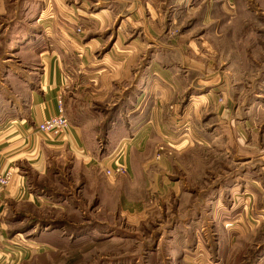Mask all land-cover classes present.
<instances>
[{
    "label": "crops",
    "instance_id": "0c3cea01",
    "mask_svg": "<svg viewBox=\"0 0 264 264\" xmlns=\"http://www.w3.org/2000/svg\"><path fill=\"white\" fill-rule=\"evenodd\" d=\"M231 3L230 0H0V19L7 21L0 29V40L5 45L0 56V174L12 172L0 203V264H31L41 255L47 262L48 258L54 259L53 262L58 259L60 263L80 264L85 257L83 238L71 231L84 228L85 221L97 222L98 215H106L114 223L117 214L124 224L133 226L143 222L150 211L145 206L148 193L158 196V200L164 195L169 199L185 194L181 190L182 176H187L193 163L176 160L168 170L163 156L158 162L152 158L156 146L162 150L161 143L170 146L166 139L171 141V137L163 135L161 120L165 119L164 123L170 127L173 124L177 88L184 80L183 88L193 87L195 91L188 92L191 95L186 101V111L195 118L209 108L214 109L210 116L216 127L212 124L215 129L204 133L221 135L218 147L233 155L230 163L239 171L224 180L222 189L218 187L210 209L218 215V224H212L216 236L213 263L250 262L242 254L246 241L228 238L226 216L232 213L234 218L240 217L255 200L259 205L257 212L264 215V150L260 149L261 162H256L253 139L258 137L248 133L252 145L244 144L246 137L236 125L238 112H232L235 115L232 117L233 110H216L215 99L225 79L215 73L221 63L214 58L216 42L210 44V39L220 38V33H211L208 28L213 17L217 23L221 21V13L225 17ZM21 5L29 6L28 11L33 14H19ZM215 8L218 10L212 12ZM167 10L171 24L195 22L201 33L194 37L188 30L169 38L168 32L158 28L168 22L163 17ZM20 23L29 25L20 30ZM63 25L80 26L83 35L69 36ZM36 36L46 40L38 49ZM14 57H20L21 62H8ZM180 71L184 74L180 75ZM58 99L63 103L70 130L63 139L54 140L39 133L36 127L56 112ZM118 102L123 104L122 125L114 131L112 124L100 141L99 116L93 115L90 108L95 104L109 107ZM186 130L185 156H188L187 141L197 130ZM123 140L129 141L126 149L119 146ZM175 140L172 139L174 145L170 147L177 150ZM209 142L204 145L214 143L211 138ZM95 144L103 152L100 155L95 153ZM165 151H170L167 146ZM243 155H247L245 161ZM115 163L124 166L125 175L105 176L102 166L112 169ZM186 165L189 169L185 170ZM227 184L229 194L221 195ZM191 194L193 199L200 197L197 191ZM23 205L43 213V217L36 218L35 225L30 226L33 237L29 235L20 242V238L10 237L6 230L14 207ZM44 208L61 211L65 218L59 222L63 221L70 232L61 235L52 226L57 221L46 217L48 210ZM162 213L158 208V215ZM24 215L28 219L33 217L30 213ZM85 215L91 218L85 219ZM161 221L158 220L159 226ZM173 228L170 224L171 232ZM169 237L173 239L172 234ZM251 246L258 249L260 244ZM190 247L184 242L179 249L171 247L165 257L158 258V264L209 263L204 254L196 257V263L188 260L193 256L187 250ZM56 250L60 251L59 258L53 254ZM221 250L225 252L223 255L219 253ZM251 264H264V254Z\"/></svg>",
    "mask_w": 264,
    "mask_h": 264
},
{
    "label": "rangeland",
    "instance_id": "374dc122",
    "mask_svg": "<svg viewBox=\"0 0 264 264\" xmlns=\"http://www.w3.org/2000/svg\"><path fill=\"white\" fill-rule=\"evenodd\" d=\"M230 2L232 3L227 7L228 13L224 15L225 17L221 13V21L219 23L213 17L212 23L208 27L211 33L214 31H217L216 34L220 33V38H211L210 44L216 42L214 47H216L217 53H215L214 58L221 63L220 66L222 67L218 66L215 73L225 79V85L221 87V90L216 87L218 88L217 90H220L218 99L214 98L218 106L216 110L218 108L220 110H228V112L233 110L230 112L232 117L235 116L232 112H238L236 120L238 124L236 125L243 131V137H246L244 144L252 145L248 138V133H253L258 137V139H253L255 143L253 146H256L255 148L257 149V151L253 150L257 153V158L254 156L253 159L256 162H261L259 156L262 154L261 151L264 150V0H230ZM28 7L21 5L19 14H33L28 11ZM214 10H218V8L213 9L212 12ZM163 17L168 19V22L161 23V27L158 26V28L166 33L168 32L167 36L169 38H175L178 34L188 30L191 31L190 34L194 37L201 33L199 31L201 29L196 28L197 24L195 22L184 21L171 24L170 11L168 10ZM4 19L6 18L4 17ZM6 24V20L0 19V29ZM27 25L29 24L20 23V30L25 29ZM56 28L59 32V26ZM62 28L72 37H77L83 33V28L80 26L77 28L73 26L72 28L63 25ZM199 38H201V35ZM36 39L37 49L40 48L39 44L44 45L46 43V40L42 37L39 39L36 36ZM181 46L184 47V44ZM4 47V40L2 39L0 40V56ZM14 58L8 62H21L20 57ZM181 72L180 75H183L184 73ZM185 82L186 80L182 81L179 88H177L179 96L177 94V114L171 121L173 124L170 127L164 123L165 119L161 120L163 125L161 128L164 130L163 135L171 137V141L175 138L179 150L170 147L174 143H171L169 139L166 140L170 142V146L167 144L166 146L170 151H165V143H161L163 144V150L159 146H156L155 149L161 148L160 152L158 150L159 160L162 156L167 160L169 164L168 170H170V164L176 162V160L193 163L192 170L190 169L186 172L187 176L186 174L184 175L186 178L182 176L184 181L181 190L185 194L178 198L169 197V199H166L164 195L162 199L158 200V196L148 193L145 196V206L150 211L153 208V211L148 212L143 222L141 221L133 226L124 224L117 214L115 215L114 223H111L110 216L107 217L106 215H98V223L90 220L85 221L86 225L84 228L75 230L76 232L71 231V234L75 233L78 238H83V253L85 257L80 264H158L159 257L161 259L165 257L171 247L179 249L183 242L191 246L187 250L193 256L190 259L188 258V260L196 263V257L204 254L207 256V262H209L207 264H214L213 259L216 253L214 239L216 236L212 232V224H218V215L216 213L212 214L210 209L216 201L215 195H217L218 187L222 189L226 183L224 180L227 179L228 181L235 174H238L239 171H235L234 164L230 163L233 155L218 147L222 140L221 135L204 133L209 129L214 130V127H216V121L210 116V114H213L212 110L214 109L209 108L199 115L194 113L196 115L195 118L191 117L192 114L188 113V110L186 111V101L189 99V95L195 91L193 87L183 88ZM211 89L214 88H207V90L213 91ZM131 91L134 92L133 89ZM188 92L191 93L188 94ZM122 109L123 104L121 102L109 107L103 104H95L94 107L90 108V112L93 111V115L97 114L99 116L97 127L100 141L103 139L102 135L110 129L112 124L115 126L113 127L114 131L121 127L123 121ZM73 113L74 111L72 115ZM187 113L189 114L188 117H186ZM240 113L241 115H239ZM80 114L81 116L84 115L83 113ZM212 124L215 126L212 127ZM186 128L192 130L195 128L197 130L187 141L190 144L188 156H185ZM210 138L217 146L214 143L209 146L204 145L206 143L210 144ZM181 148H184V150L182 151ZM260 149L262 150L260 151ZM94 150L97 155L103 153L99 149L98 144H95ZM154 153L152 158L154 162H158L159 160L154 159L156 151ZM181 155L184 156L183 159ZM248 155H251V153H248ZM246 156H242L244 161ZM183 169H189L188 165L183 167ZM242 169L246 168L243 167ZM227 185L228 188H223L221 195L225 194V192L227 195L229 194L228 189L230 186L229 184ZM194 191L199 192V198L193 199L190 197L192 195L191 192ZM227 200L229 202V198ZM256 202V200L253 201V206L243 210V215L235 217L236 219L234 215H231L232 213L226 216V221L229 223L228 226L227 224L225 225V228L229 230L227 232L228 238L233 240L239 238L242 241H246L247 246L243 249L242 254L250 260L248 264H251V261L256 257H261L264 254V215L262 212H257L259 205ZM86 208L88 209V207ZM158 208L163 210L164 213L162 215H158ZM164 208L167 211H164ZM44 209L48 210L46 211V217L57 221L52 226L59 229L61 235L64 236L70 232L67 231L63 221L59 222V220L65 218L60 213L61 211L53 208ZM13 212L9 217L8 230L6 232L9 231L10 237L16 236L20 238V242L26 240L29 235L33 237L34 232L31 231L30 226L35 225L36 218H42L43 213L34 210L28 205L15 206ZM28 213L33 214L34 218L28 219V216L24 215ZM86 215L90 216L88 213ZM86 215L85 219L91 218ZM160 219H162L161 226L158 225V220L160 221ZM170 224H173V232L169 229ZM223 232L221 231V233ZM170 234L173 235V239L169 237ZM158 237H160L159 242ZM257 242L260 246L258 249H254L251 243ZM214 249L215 252H213ZM189 252L188 254L190 255ZM219 253L223 255L225 252L221 250ZM53 254L57 255L55 258H59L58 256L61 255L59 250H56V253ZM47 260L48 262L44 261V256L41 255V258L33 260L31 264H67L65 262L60 263L58 259L56 262H53L54 259L47 258ZM160 264H168V262L163 261Z\"/></svg>",
    "mask_w": 264,
    "mask_h": 264
},
{
    "label": "built area",
    "instance_id": "2783aa9c",
    "mask_svg": "<svg viewBox=\"0 0 264 264\" xmlns=\"http://www.w3.org/2000/svg\"><path fill=\"white\" fill-rule=\"evenodd\" d=\"M37 131L43 135H46L54 140L63 139L70 130V124L65 116L63 103L61 99H58L56 102V112L45 119L41 123H39L36 127ZM129 141L124 140L119 142V146L121 149H126ZM158 150L160 152L161 148H157L156 155L154 157L155 160H159ZM103 168V173L105 176H124L125 169L124 166L118 163H115L112 169ZM12 177L11 170H7L3 174H0V202L2 201L5 190L10 184V180Z\"/></svg>",
    "mask_w": 264,
    "mask_h": 264
}]
</instances>
